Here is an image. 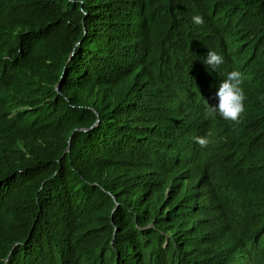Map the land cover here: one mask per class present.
Masks as SVG:
<instances>
[{
	"label": "trees",
	"instance_id": "16d2710c",
	"mask_svg": "<svg viewBox=\"0 0 264 264\" xmlns=\"http://www.w3.org/2000/svg\"><path fill=\"white\" fill-rule=\"evenodd\" d=\"M262 96L264 0H0V264H264Z\"/></svg>",
	"mask_w": 264,
	"mask_h": 264
},
{
	"label": "clouds",
	"instance_id": "9594fccd",
	"mask_svg": "<svg viewBox=\"0 0 264 264\" xmlns=\"http://www.w3.org/2000/svg\"><path fill=\"white\" fill-rule=\"evenodd\" d=\"M193 22L197 25H203L204 19L202 16L196 15L193 17ZM224 62V57L221 54L211 50L208 51L207 56L204 59V63L208 65L211 70L215 71H217ZM245 78V75L239 70L234 69L228 72L217 89L216 96L218 102L216 103L217 100L210 98L209 96L210 104L204 99L203 118L205 120H214L219 116L225 121H229L236 125L240 124L246 111L244 102L247 97L242 87ZM260 99L264 101V96L260 97ZM209 136H211V133H208L203 137H196V142L202 148H206L211 143L208 138ZM243 251L244 262L249 263L250 252L247 249H243Z\"/></svg>",
	"mask_w": 264,
	"mask_h": 264
},
{
	"label": "water",
	"instance_id": "95a60500",
	"mask_svg": "<svg viewBox=\"0 0 264 264\" xmlns=\"http://www.w3.org/2000/svg\"><path fill=\"white\" fill-rule=\"evenodd\" d=\"M96 123H97V121H96Z\"/></svg>",
	"mask_w": 264,
	"mask_h": 264
}]
</instances>
